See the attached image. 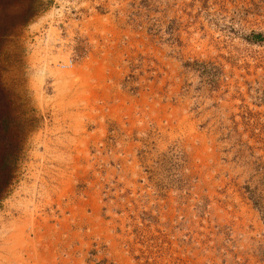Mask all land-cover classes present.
Returning a JSON list of instances; mask_svg holds the SVG:
<instances>
[{"label": "rangeland", "instance_id": "374dc122", "mask_svg": "<svg viewBox=\"0 0 264 264\" xmlns=\"http://www.w3.org/2000/svg\"><path fill=\"white\" fill-rule=\"evenodd\" d=\"M0 264H264V0H0Z\"/></svg>", "mask_w": 264, "mask_h": 264}]
</instances>
